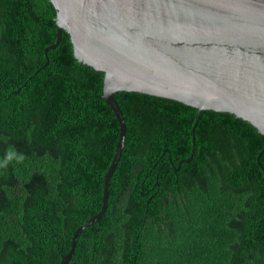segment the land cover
Here are the masks:
<instances>
[{"label":"trees","instance_id":"1","mask_svg":"<svg viewBox=\"0 0 264 264\" xmlns=\"http://www.w3.org/2000/svg\"><path fill=\"white\" fill-rule=\"evenodd\" d=\"M51 0H0V264H59L102 205L120 135L103 72ZM125 123L106 208L67 264H264V134L234 114L113 94Z\"/></svg>","mask_w":264,"mask_h":264},{"label":"water","instance_id":"2","mask_svg":"<svg viewBox=\"0 0 264 264\" xmlns=\"http://www.w3.org/2000/svg\"><path fill=\"white\" fill-rule=\"evenodd\" d=\"M57 46L64 30L75 56L103 72V97L120 135L104 175L100 211L73 234L59 264H67L79 232L106 208L109 179L123 147L125 123L113 99L119 91L228 112L264 134V0H51Z\"/></svg>","mask_w":264,"mask_h":264},{"label":"clouds","instance_id":"3","mask_svg":"<svg viewBox=\"0 0 264 264\" xmlns=\"http://www.w3.org/2000/svg\"><path fill=\"white\" fill-rule=\"evenodd\" d=\"M25 157L22 153L18 152L13 145H9L4 150V155L0 157V169L7 168L10 164L22 163Z\"/></svg>","mask_w":264,"mask_h":264}]
</instances>
